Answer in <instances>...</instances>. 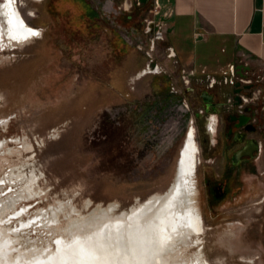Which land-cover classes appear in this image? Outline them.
Wrapping results in <instances>:
<instances>
[{"label": "rangeland", "instance_id": "obj_1", "mask_svg": "<svg viewBox=\"0 0 264 264\" xmlns=\"http://www.w3.org/2000/svg\"><path fill=\"white\" fill-rule=\"evenodd\" d=\"M137 1L14 0L38 35L0 44V264L50 255L56 238L70 237L68 221L85 233L100 225V209L123 221L161 198L192 126L202 231L177 242L178 257L264 264V152L235 170L223 197L204 180L215 156L203 122L224 112L241 60L175 55L154 6ZM242 81L252 82L248 103L263 115L264 72ZM202 92L218 112L202 109ZM209 168L221 174L223 163ZM30 185L36 196L20 200Z\"/></svg>", "mask_w": 264, "mask_h": 264}, {"label": "bare ground", "instance_id": "obj_2", "mask_svg": "<svg viewBox=\"0 0 264 264\" xmlns=\"http://www.w3.org/2000/svg\"><path fill=\"white\" fill-rule=\"evenodd\" d=\"M29 30L38 33L37 29L24 21L14 5V0L0 2V44L4 40L3 36L11 43H23L36 37ZM214 124L215 118L208 119L210 135L214 132ZM198 151L195 128L192 126L180 153L172 187L161 198L152 200L145 207L133 208L123 221L107 219L109 208L100 209V215L97 216L99 220L95 219L100 221V225L85 233L77 232V228L71 229V225H78L79 221L76 219L73 222L68 221V225L62 229V232L66 233L67 229H70L68 231L70 237L56 238L53 253L39 260L30 259L24 263L19 261V263L208 264L197 259L184 263L176 251L177 242L182 237L196 235L202 231L198 208L193 200ZM33 190L31 185L26 187L20 200L36 196ZM4 240L9 241L7 238ZM56 241L60 243L57 244Z\"/></svg>", "mask_w": 264, "mask_h": 264}, {"label": "crops", "instance_id": "obj_3", "mask_svg": "<svg viewBox=\"0 0 264 264\" xmlns=\"http://www.w3.org/2000/svg\"><path fill=\"white\" fill-rule=\"evenodd\" d=\"M151 4L174 54L193 61L220 53L264 72V0H138Z\"/></svg>", "mask_w": 264, "mask_h": 264}, {"label": "flooded vegetation", "instance_id": "obj_4", "mask_svg": "<svg viewBox=\"0 0 264 264\" xmlns=\"http://www.w3.org/2000/svg\"><path fill=\"white\" fill-rule=\"evenodd\" d=\"M251 68L243 64H235L234 73L236 81L233 83L232 95L229 99L222 101L225 106L224 112L216 115L214 124L213 140L209 144L215 158L207 160L205 184L209 194L215 198L223 197L229 190L228 182L235 179V170L243 168L246 164L253 162L264 152V114L261 115L248 103L251 100L250 90L252 82H243ZM224 98V96H221ZM202 109L218 112L216 98L212 94L202 92L199 94ZM206 122V123H205ZM208 117L203 122L208 131ZM264 136V135H263ZM260 138V139H259ZM218 155V158L216 156ZM218 161L223 163L221 174H216L210 163ZM222 183V184H221Z\"/></svg>", "mask_w": 264, "mask_h": 264}, {"label": "snow or ice", "instance_id": "obj_5", "mask_svg": "<svg viewBox=\"0 0 264 264\" xmlns=\"http://www.w3.org/2000/svg\"><path fill=\"white\" fill-rule=\"evenodd\" d=\"M31 32L32 35H38V33L32 31V30H29ZM57 244H59L60 242L59 241H56Z\"/></svg>", "mask_w": 264, "mask_h": 264}]
</instances>
